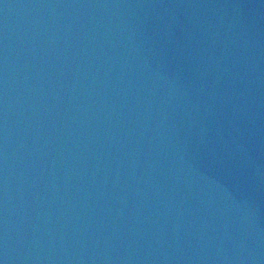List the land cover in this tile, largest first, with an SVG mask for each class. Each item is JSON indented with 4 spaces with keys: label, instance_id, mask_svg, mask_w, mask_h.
<instances>
[{
    "label": "water",
    "instance_id": "water-1",
    "mask_svg": "<svg viewBox=\"0 0 264 264\" xmlns=\"http://www.w3.org/2000/svg\"><path fill=\"white\" fill-rule=\"evenodd\" d=\"M0 264H264L255 0H0Z\"/></svg>",
    "mask_w": 264,
    "mask_h": 264
}]
</instances>
